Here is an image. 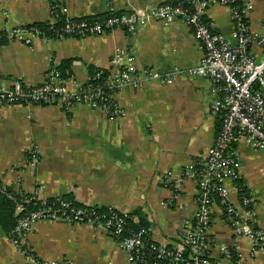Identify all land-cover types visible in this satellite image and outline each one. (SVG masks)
Segmentation results:
<instances>
[{"label":"crops","instance_id":"crops-1","mask_svg":"<svg viewBox=\"0 0 264 264\" xmlns=\"http://www.w3.org/2000/svg\"><path fill=\"white\" fill-rule=\"evenodd\" d=\"M170 1L174 0H67L66 4L69 16L79 19L104 17L110 6L121 13L143 14ZM248 1L254 6L251 30L264 32V0ZM206 20L215 32L231 39L234 26L228 7L210 6ZM51 21L50 0H0V33ZM122 48L135 55L139 69L160 74L174 67H196L203 56L190 28L177 20L168 25L151 22L136 34L118 29L85 38H40L32 46L7 42L0 46V86L10 87L14 81L40 85L67 60H72L74 80L85 84L94 70L110 68L111 58ZM214 98L211 80L180 75L173 85L154 82L144 90L118 94L116 103L127 113L117 121L83 104L70 110L0 106V181L26 193L40 189L45 198L65 197L81 206H113L131 215L132 229H150L152 243L182 250L190 257L189 250L182 248L181 234L184 222L199 207L198 186L186 180L175 200L160 179L169 171L181 173L207 156L221 128L220 119L211 113ZM32 144L40 150L35 168L24 164ZM236 150L242 164L241 183L253 192L256 202L257 230L264 232V153L245 142H239ZM231 203H240L236 192ZM208 237L205 255L209 259L237 250L246 256L244 264H264V253L251 256L247 238L235 240L217 199ZM29 244L41 260L131 264L117 239L85 224L40 222ZM0 264H28L1 227Z\"/></svg>","mask_w":264,"mask_h":264},{"label":"built area","instance_id":"built-area-1","mask_svg":"<svg viewBox=\"0 0 264 264\" xmlns=\"http://www.w3.org/2000/svg\"><path fill=\"white\" fill-rule=\"evenodd\" d=\"M66 1L50 2V24H56L58 16L65 18V24L55 30V40L99 36L118 29L136 34L151 22L168 25L177 20L186 24L198 40L202 59L196 67L187 70L174 67L169 73L160 74L151 68L139 69L135 55L122 48L111 58L110 68L98 69L95 83L81 84L73 76L66 79L53 69L37 86L22 81H14L10 87L0 86V106H56L70 110L83 104L102 112L108 120L117 121L127 113L116 103L118 94L126 89L141 91L154 82L173 85L180 75H187L211 80L215 97L211 113L220 119L221 128L206 157L194 161L181 173L166 172L160 179L161 185L173 191L175 200L186 180L198 186L199 207L184 222L181 234L182 248L189 250L190 257L182 250L152 243L148 237L150 229H132L131 215L113 206H81L65 197L45 198L40 189L26 193L0 181V193L15 205L17 224L8 234L12 244L28 264H70V261L41 260L29 244L36 224L66 222L106 231L120 242L131 264H235L232 253L237 263L244 264L247 258L237 250H226L221 259L205 255L217 199L225 209L235 240L247 238L253 257L264 253V232L254 228L256 202L253 192L241 183L242 164L236 150L239 142H245L252 150L264 153V32L252 31L249 26L253 4L248 0H174L143 14L121 13L110 6L104 17L75 19L69 16ZM215 4L230 9L234 26L231 39L215 32L206 20L207 10ZM3 35L9 42L26 46H32L40 38L50 40L39 31L22 26L1 32L0 36ZM24 161L30 168L39 164L40 150L36 144L27 150ZM232 192L239 196L237 206L231 203Z\"/></svg>","mask_w":264,"mask_h":264},{"label":"trees","instance_id":"trees-1","mask_svg":"<svg viewBox=\"0 0 264 264\" xmlns=\"http://www.w3.org/2000/svg\"><path fill=\"white\" fill-rule=\"evenodd\" d=\"M52 3L53 0H50ZM57 23L52 25L50 22L47 23H33L28 24L25 26H22L25 29H32L35 31H39L41 33L42 37H46L47 39H54L55 40V30L62 27L65 24V18L62 16H58L56 18ZM0 45H3L7 42H9L5 36H0ZM71 66H72V60H67L63 62L62 66L58 67L57 70H59L64 78H71L72 72H71ZM98 72V69L93 71V74L88 81V83H95L94 77L96 73ZM17 224V217L15 216V205L12 201L8 200L3 194L0 193V227L6 232L10 233L14 227ZM134 229H138V226H132ZM232 260L236 264L237 257L235 253H232Z\"/></svg>","mask_w":264,"mask_h":264},{"label":"water","instance_id":"water-1","mask_svg":"<svg viewBox=\"0 0 264 264\" xmlns=\"http://www.w3.org/2000/svg\"><path fill=\"white\" fill-rule=\"evenodd\" d=\"M254 228H255V229H257V228H258V227H257V225H256V223H255V225H254Z\"/></svg>","mask_w":264,"mask_h":264}]
</instances>
